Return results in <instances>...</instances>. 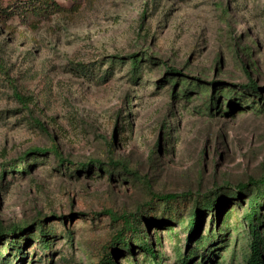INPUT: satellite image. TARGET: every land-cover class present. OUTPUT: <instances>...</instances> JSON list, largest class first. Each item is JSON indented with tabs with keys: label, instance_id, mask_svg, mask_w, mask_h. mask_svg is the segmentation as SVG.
<instances>
[{
	"label": "rangeland",
	"instance_id": "rangeland-1",
	"mask_svg": "<svg viewBox=\"0 0 264 264\" xmlns=\"http://www.w3.org/2000/svg\"><path fill=\"white\" fill-rule=\"evenodd\" d=\"M58 1L67 10L36 26L0 22V231L31 235L0 239V264L107 251L116 264H247L259 191L238 184L264 176V0ZM251 78L261 100L241 88Z\"/></svg>",
	"mask_w": 264,
	"mask_h": 264
},
{
	"label": "trees",
	"instance_id": "trees-1",
	"mask_svg": "<svg viewBox=\"0 0 264 264\" xmlns=\"http://www.w3.org/2000/svg\"><path fill=\"white\" fill-rule=\"evenodd\" d=\"M79 3V0H77ZM74 8H79V5H75ZM67 10V8L62 5L58 0H0V22L2 25L13 27L14 24L11 22L14 17H18L20 20V24L22 25H28L30 26H36L43 22L44 20H47L50 18L52 15L55 14H62ZM133 58V65L135 70L139 72L141 65H142V59L138 58V54H134L131 56ZM173 72H178L176 69L172 68V71L169 73ZM248 73L249 70H247ZM241 88L246 92V93H252L253 97H257L259 100H261V92L260 88L257 86V83L250 79V81L241 86ZM19 97L20 101L27 102V98L23 97L21 94H17ZM217 98V95L214 94L212 100ZM253 102H257L255 99ZM259 102V101H258ZM254 109H257L255 106H253ZM44 153L45 149H36L35 153ZM56 153L61 157L60 152L56 150ZM23 160V159H22ZM61 160L62 157H61ZM99 162V161H98ZM92 165V163H91ZM12 168L15 169V165L12 166ZM14 171V170H13ZM255 185L259 191V196L254 197L253 199L251 198V203L250 207H248V211L245 213V221L250 228V234H251V243H250V250L249 253L246 254V260L247 264H263L264 263V233L261 231V227L264 226V220L263 216L261 214V209L263 202L261 199L264 198V176L260 179H251L248 182H242L239 183L240 189H244L249 184ZM240 190V191H241ZM240 191H235V193H240ZM221 194L222 193H216V196L214 198H208L206 201L203 202V204H199L200 208L208 209V210H215V207L217 206V202L221 199ZM179 195L174 194V193H169V194H163V193H154L153 198H158L160 200H174L178 197ZM199 217L198 213L192 212L190 214V218L188 223V227H185V229L189 230V237L190 240L197 234V230L199 229ZM214 221V219L212 220ZM45 227V226H44ZM47 229L41 228L38 232L37 237L40 244H42L44 247L50 246L49 241L47 240V236L51 234V229L53 227H46ZM137 226L134 223V221L130 219L125 220V229H133L135 232L141 233L140 229H136ZM127 230V231H128ZM29 229H24L22 227H17L16 229H9L7 235L4 234V231H0V239L5 240L9 237H11L9 241V245L11 246V249H16L18 247V244L21 243V245L24 247L25 242L24 239H26L27 236L29 235ZM30 234H35V231L30 233ZM6 236V238L4 237ZM26 236V237H25ZM13 237V238H12ZM4 238V239H3ZM29 238V237H27ZM127 236L124 235L123 230L120 231L119 233V242L124 241V245L128 246L129 241L127 240ZM27 240V239H26ZM203 240V237H200L197 240V244L194 247V249L200 245H202L201 241ZM21 248V247H20ZM193 249V250H194ZM21 250V249H20ZM145 253L148 255L150 254L152 256V260L158 261V252L154 251L153 246L149 245L147 242L144 244V250ZM192 258V253H189L186 255L182 261V264H189V260ZM99 264H116L115 258L113 257L112 252H106L104 255L103 260ZM133 264V263H131Z\"/></svg>",
	"mask_w": 264,
	"mask_h": 264
}]
</instances>
